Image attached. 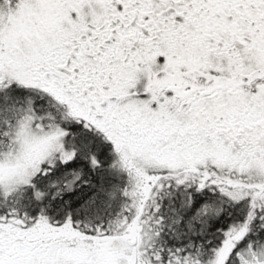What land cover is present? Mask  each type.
<instances>
[{"label": "snow or ice", "instance_id": "snow-or-ice-1", "mask_svg": "<svg viewBox=\"0 0 264 264\" xmlns=\"http://www.w3.org/2000/svg\"><path fill=\"white\" fill-rule=\"evenodd\" d=\"M0 264H264V0H0Z\"/></svg>", "mask_w": 264, "mask_h": 264}]
</instances>
